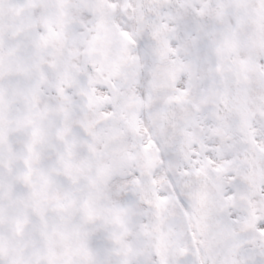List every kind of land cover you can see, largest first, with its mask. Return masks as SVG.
<instances>
[{
  "label": "snow or ice",
  "instance_id": "snow-or-ice-1",
  "mask_svg": "<svg viewBox=\"0 0 264 264\" xmlns=\"http://www.w3.org/2000/svg\"><path fill=\"white\" fill-rule=\"evenodd\" d=\"M0 264H264V0H0Z\"/></svg>",
  "mask_w": 264,
  "mask_h": 264
}]
</instances>
